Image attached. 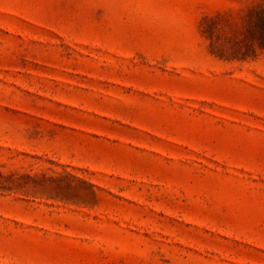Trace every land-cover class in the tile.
<instances>
[{
  "label": "rangeland",
  "instance_id": "rangeland-1",
  "mask_svg": "<svg viewBox=\"0 0 264 264\" xmlns=\"http://www.w3.org/2000/svg\"><path fill=\"white\" fill-rule=\"evenodd\" d=\"M258 1L0 0V264H264Z\"/></svg>",
  "mask_w": 264,
  "mask_h": 264
},
{
  "label": "trees",
  "instance_id": "trees-1",
  "mask_svg": "<svg viewBox=\"0 0 264 264\" xmlns=\"http://www.w3.org/2000/svg\"><path fill=\"white\" fill-rule=\"evenodd\" d=\"M240 24L220 17H207L203 31L210 39L213 53L227 58H247L264 52V0L248 8Z\"/></svg>",
  "mask_w": 264,
  "mask_h": 264
}]
</instances>
